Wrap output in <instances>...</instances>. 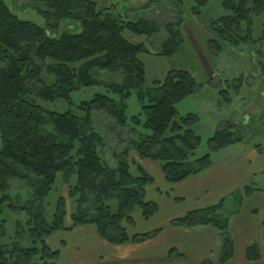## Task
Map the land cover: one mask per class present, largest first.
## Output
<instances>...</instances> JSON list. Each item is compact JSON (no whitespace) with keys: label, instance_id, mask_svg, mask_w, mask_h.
Segmentation results:
<instances>
[{"label":"trees","instance_id":"1","mask_svg":"<svg viewBox=\"0 0 264 264\" xmlns=\"http://www.w3.org/2000/svg\"><path fill=\"white\" fill-rule=\"evenodd\" d=\"M205 4L207 0H197V9L191 14L198 16ZM113 7L98 9L96 0H38L36 8L46 20L43 27L19 18L5 0H0V240L6 236L5 220L1 219L5 209L27 217L24 223L15 222L12 240L0 243V264H57L60 251L52 249L47 238L82 225H93L99 238L111 244L141 243L154 237L160 228L130 232L136 212L147 220L158 211V204L145 195L146 186L154 179L137 159L158 163L164 179L177 183L209 168L211 152L243 139L227 122L208 139L209 152L192 159L202 143L194 131L199 117L190 113L176 120V107L201 84L191 71L179 68L168 70L162 80L146 88V70L139 58L141 54L172 57L182 45V20L133 21L115 16ZM222 7L227 14L211 20L208 26L206 46L210 52L219 51L224 40L252 42L254 17L260 19L264 39V0H222ZM168 11L166 7L157 10L156 19ZM63 21L79 22L81 31L60 30ZM72 23L69 29L75 28ZM47 30L61 32L52 36ZM124 31L149 38L164 31L166 38L152 51L145 43L127 40ZM44 72L54 77L53 83L46 82ZM91 87L105 88L107 93H96L80 102V114L70 109L48 110L37 102L64 100L73 106L72 94ZM132 96L140 113L128 118ZM114 130L125 135L118 138L115 147L107 136ZM256 147L263 151L260 145ZM134 152L136 159L131 157ZM59 173L75 204L69 224H65L67 202L62 196L50 222L44 214V201ZM13 182L26 184L29 197L23 201L13 197ZM258 189L262 190L248 184L231 193L233 208L227 214L224 210L229 196L186 212L172 219L169 226H213L222 245L215 264H227L234 247L229 217ZM246 257L258 259L255 244L247 247ZM199 264L214 263L206 260Z\"/></svg>","mask_w":264,"mask_h":264},{"label":"rangeland","instance_id":"2","mask_svg":"<svg viewBox=\"0 0 264 264\" xmlns=\"http://www.w3.org/2000/svg\"><path fill=\"white\" fill-rule=\"evenodd\" d=\"M5 2L19 18L32 21L43 27L46 26L45 18L36 8L38 0H5ZM96 3L98 9L114 6L112 11L115 16L133 21L139 18H148L153 21L158 20L155 21L157 23H162L169 21L172 19L171 17L182 20L179 27L182 45L172 57L141 54L139 58L146 70V88H150L155 80L163 79L168 70L179 68L191 71L197 82L201 84L197 92L183 99L176 107L178 113L176 120L190 113L199 117L198 122L194 125V131L201 137L202 143L195 151L192 159L200 158L209 152L208 139L227 122L234 125L233 130L238 132L243 139L241 142L220 151H210L213 165H219L224 159L234 161V153L246 151L250 148L257 153H263L259 152L256 147L260 145L264 151V39L259 18L254 17L252 20V42L234 43L224 40L219 51L210 52L204 49L203 41H206L205 34H208L210 21L227 14V11L222 7V0H207V4L202 6L201 13L198 16L191 14L197 9V0H181V3L175 0H96ZM146 5L150 9H148L149 7L145 8ZM165 7L169 10L168 14L166 13V15L156 19V11ZM71 23L70 21L61 22L60 30L67 29L72 33L81 31L79 22L72 23L75 28L69 29L68 25ZM60 32L47 30V33L52 36H58ZM123 36L133 43H145L150 50L155 51L166 38V33L161 31L149 38L145 35L137 36L129 31H124ZM43 76L48 84L54 82V77L47 76L45 72ZM96 93H107V91L102 87L81 89L72 94L73 106H69L64 100H56L55 102L37 100V102L48 110L63 112L70 109L74 113L80 114L81 112L77 109L78 104L90 100ZM109 95L117 98L110 93ZM139 113L140 106L135 97L132 96L128 101L127 116L130 118L132 115ZM103 124L106 123H102V130L104 129ZM138 129L142 133H147L141 127H138ZM116 131H110V134L107 135L109 143L113 147L117 146L118 138L125 136L123 131L119 133ZM131 157L136 159L135 152ZM255 160L253 159V166L260 168L258 167L260 166L259 162ZM132 171L135 172L134 167H132ZM247 184L258 186L263 190L264 173H256ZM29 192L30 189L26 184L13 182L10 194L13 197L18 196L23 201L29 197ZM61 196L67 202L65 224H69V217L75 210V204L74 200L69 199L68 187L63 182L62 174L59 173L52 191L44 201V214L48 222L52 220L56 201ZM226 197L228 198L225 201L224 212L227 214L233 208V199L230 195ZM218 202L215 201L211 204ZM111 205L115 210L116 203L112 202ZM1 219L5 220L6 236L0 240V243L5 244L14 238L15 222L20 220L24 223L27 217L24 213L15 214L5 209ZM143 220L146 221L145 224L150 222V219L137 218L136 227L140 228ZM47 243L54 249L55 246L51 237L47 239ZM88 257L90 256L87 255L83 258Z\"/></svg>","mask_w":264,"mask_h":264},{"label":"crops","instance_id":"3","mask_svg":"<svg viewBox=\"0 0 264 264\" xmlns=\"http://www.w3.org/2000/svg\"><path fill=\"white\" fill-rule=\"evenodd\" d=\"M205 42L203 46L207 51ZM262 152L257 153L252 148L236 152L234 161L224 159L216 166L212 163L209 168L177 183L164 179L158 163L137 159L154 179L146 186L145 195L147 200L158 204V211L149 218V223L143 220L140 228L136 227L137 218H144L136 212L135 226L130 232L145 233L159 228L160 232L141 243L111 244L99 238L93 225L77 226L66 233L60 230L48 237L53 248L60 251L57 264H199L206 260L215 264L222 247L216 228L210 225L176 228L169 226V222L186 212L220 201L248 185L256 173H264ZM253 159L259 162L260 168L253 166ZM228 230L234 247L227 264H264L263 190H255L243 200L240 210L229 217ZM251 244H255L258 251L255 261L246 257ZM87 255L90 257L83 258Z\"/></svg>","mask_w":264,"mask_h":264}]
</instances>
